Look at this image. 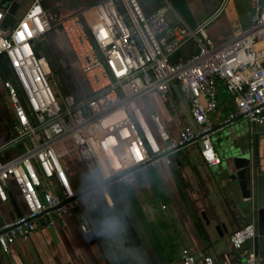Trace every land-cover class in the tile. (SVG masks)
Here are the masks:
<instances>
[{"label":"built area","instance_id":"1","mask_svg":"<svg viewBox=\"0 0 264 264\" xmlns=\"http://www.w3.org/2000/svg\"><path fill=\"white\" fill-rule=\"evenodd\" d=\"M249 7L248 25L219 41L208 35L206 26L221 8L191 27L179 16L176 24L169 23L167 0L150 13L138 0H99L90 13L80 16L81 8L59 17L42 0H32L6 29L7 9L0 8V56L11 73L1 84L13 118L10 138L0 146V202L13 198L20 209L13 220L0 223V250L9 253L37 229L66 226L77 209L113 207L114 184H130L137 173L161 162L170 165L172 154L190 144L201 141V159L208 166L220 165L210 136L238 115L251 133L264 124V0H249ZM54 27L62 29L89 86L87 95H68L62 106L51 87V63L36 48V41ZM191 44L195 52L171 62L177 50ZM172 83L185 96L197 129L183 123L179 113L173 115L176 132H171L154 113L149 94L156 92L168 102ZM219 86L230 94L235 109L214 127L211 115L218 107ZM9 148H15L13 155H3ZM248 153L251 210L249 220L229 236L234 254L215 260L184 249L170 264H257L244 248L257 233L255 164L252 150ZM79 162L91 181L84 190L70 180ZM77 226L83 234L91 231L84 217Z\"/></svg>","mask_w":264,"mask_h":264},{"label":"crops","instance_id":"2","mask_svg":"<svg viewBox=\"0 0 264 264\" xmlns=\"http://www.w3.org/2000/svg\"><path fill=\"white\" fill-rule=\"evenodd\" d=\"M167 2L171 6L167 19L172 25L178 22L179 16L186 24L194 27L209 19L221 8L219 15L206 26L208 35L215 41L237 33L249 23L250 12L246 13L247 0ZM228 3L230 6L226 7ZM160 4L161 0H143L141 5L145 13H150ZM77 10L65 14H73ZM192 47V44L185 46L189 50ZM2 80L4 79L0 75V88L4 94ZM219 89L222 87L219 86ZM219 98L218 108L211 115L214 127L222 124L226 114L235 109V104L229 107L226 98ZM5 106L6 101L0 108V146L5 144L11 135V127L3 121L6 116L3 111ZM8 112L9 118L13 120L9 110ZM243 119L244 122L240 125L236 126L231 122L227 128L223 126L214 132L220 134L226 130L230 142L215 144L211 134L214 149L221 158L225 149L230 146L247 152L252 150L255 167L264 172V124L255 125L254 132L251 133L247 121ZM197 147L199 151L198 143ZM14 149L9 148L3 155H13ZM184 150L183 155H186V148L181 153ZM178 158L181 163L177 168L183 177V171L191 167V176H200L199 180L198 176L194 179L196 188L191 198L186 192L187 187L179 188L175 169L161 162L144 173H137L134 182L130 184H114L111 187L113 207L102 205L95 211L76 210L80 211L81 218L87 219L93 233V243H89L85 234L80 232L77 226L79 220L74 216L67 219L66 226L58 224L54 228L35 230L28 238L18 240L9 253L0 250V264H170L181 258L184 249L195 255H210L215 260L224 254L233 255L235 250L230 244L229 236L249 220L250 213L245 218L241 217L234 202L224 197L223 189L210 172V168H214L217 174L221 164L208 166L200 155L195 162L183 158L182 154ZM201 179L204 180V186ZM149 190H152V195L169 198V204L163 209L165 213H156L152 206L143 204L144 193ZM181 192L185 193L186 200ZM19 211V206L15 207L11 199L0 202V223L13 220ZM218 225L224 226L222 235L218 234ZM244 248L247 254L251 253L250 243H246Z\"/></svg>","mask_w":264,"mask_h":264},{"label":"rangeland","instance_id":"3","mask_svg":"<svg viewBox=\"0 0 264 264\" xmlns=\"http://www.w3.org/2000/svg\"><path fill=\"white\" fill-rule=\"evenodd\" d=\"M18 3V8L15 13V17L19 18L23 11L27 8V6L31 3L32 0H15ZM99 0H42V4L46 8V10L52 14L55 17H59L65 13H68L73 10H79L83 8L84 10L79 13L80 16L85 13H90L91 7L97 3ZM140 4L143 5V0L141 3V0H138ZM141 5V6H142ZM230 3L227 4L226 7H229ZM51 46H54V48L60 47L62 51L65 53V56L67 57V62L62 63L64 67V72L68 76V79L70 80V85L72 92L69 91L67 86L65 85V82L63 80V77L60 75V72H54L53 76V82H51V87L55 90V92L58 93V101L63 105L64 98L68 96L69 94L73 96H82L84 94L89 93V86L88 83L81 73L78 63L74 57V54L69 46V43L60 27H54L51 31H49L46 35L41 37L39 40L36 41V48L41 49L44 53H47L48 49H50ZM2 89L0 88V108L3 107L5 101H6V96L3 94ZM218 95L222 96L223 98H226L229 101V107L234 106V102L231 100L230 94L226 92L224 88L218 90ZM217 98L220 102V98ZM149 99L152 102V105L154 107V113H156L159 116L160 122L171 132H176L175 129V124L172 121L173 120V115L174 114H181L182 122L183 123H188L190 127L193 129H197V126L193 123L191 116L189 114V109L186 103L185 96L179 91L178 87L176 84L172 83V93L168 94V102L162 101L158 94L156 92H152L149 94ZM222 105H220L221 107ZM145 108L144 106H140V109L143 110ZM218 108V107H217ZM144 111V110H143ZM227 110H225V114ZM146 117L149 116V113L143 112ZM5 117V118H4ZM3 121L7 122V117L4 116ZM227 117V114H226ZM225 117V118H226ZM242 122H244V119L241 117L239 119H236L233 121L231 124L240 125ZM215 123V122H214ZM7 124V123H6ZM231 124L225 125L223 128H227ZM216 125V124H215ZM215 134V133H214ZM212 134V140L215 142V144H221L222 142H230V139L228 138L229 133H226V130L223 131L222 133L218 134ZM186 150L188 153L186 155H183L185 153V150L181 153L183 158L186 157L189 160L196 161V158L199 157V151L197 147V143L190 144L186 147ZM226 156L223 154L222 155V163L219 166L220 169L216 174V170L214 168H210V172L213 173L214 177L218 181L219 187L223 189V195L224 197L228 196L227 192L229 190L230 186V181L225 176V169L223 167V162L225 160ZM181 159V158H180ZM173 160V159H172ZM192 167L187 168L186 170L183 171L185 177L184 179L188 182L187 185V194L189 198L192 197V194L194 192V189L196 188V182L194 179H196V176H198V180L200 179V176L197 174L192 175ZM138 175V174H137ZM140 175V174H139ZM224 179H221L223 178ZM71 183L74 188H78L80 190H84L88 186H90L91 181L89 179V176L85 172L84 169H82L80 166L77 167V171L74 172L70 176ZM202 180V179H201ZM200 180V182H201ZM192 183H191V182ZM223 181L227 183L223 184ZM199 182V183H200ZM204 180H202V185L204 186ZM201 185V186H202ZM200 186V184H199ZM152 190H149L145 192V197L143 200V204L146 205L147 207H153L154 211L156 213L163 212L165 213L164 207L169 204V198H163V197H157L155 195L151 194ZM247 214L243 215L245 218ZM75 218L80 220L81 218V213L80 211H77L75 213Z\"/></svg>","mask_w":264,"mask_h":264},{"label":"water","instance_id":"4","mask_svg":"<svg viewBox=\"0 0 264 264\" xmlns=\"http://www.w3.org/2000/svg\"><path fill=\"white\" fill-rule=\"evenodd\" d=\"M0 8L7 9L2 22V29H6L7 26H12V24L16 21L15 13L18 8V3L15 0H0ZM78 12L79 10H77L75 13ZM249 12V0H247L246 13L249 14ZM262 65L264 66V63ZM84 95H87V93ZM144 101L148 110L152 112L153 107L150 104L148 97H145ZM241 117L242 115H238L234 118V120L225 123L223 126ZM197 143L199 147H201V141H198ZM224 155L226 156L223 162L225 176L228 181H230L229 190L227 192L228 196L226 197L234 202L237 212L241 217H243L244 214L246 215L250 213L251 210V204L249 200H247L250 197L251 192L252 167L250 164V154L247 151H242L230 146L229 148L225 149ZM78 164L80 167H82L80 162ZM68 168L70 169L69 165ZM223 184H226V182L223 181ZM254 185L256 196L257 233L250 244L251 251L256 258L257 264H264V172L257 167H255L254 170ZM92 188L83 191V193ZM11 200L16 207V201L13 198H11ZM18 214H20V212H18ZM203 216L205 217V214H203ZM222 228H224L223 225H218L216 227L219 235L223 234ZM85 237L89 243L94 242L93 233L91 231L86 233Z\"/></svg>","mask_w":264,"mask_h":264},{"label":"trees","instance_id":"5","mask_svg":"<svg viewBox=\"0 0 264 264\" xmlns=\"http://www.w3.org/2000/svg\"><path fill=\"white\" fill-rule=\"evenodd\" d=\"M193 52H195V49H193V47L189 50L188 48H180L179 50H177L172 56H171V62H177V61H182L185 60L190 54H192ZM47 58L49 59L53 72H60V75L63 77V80L65 82V85L67 86V88L69 89V91L72 92L71 89V85H70V80L68 79V76L66 75V73L64 72V67L62 66V64L60 62H58V60L55 57V54L53 53V51L51 49H48L47 53H45ZM0 75L2 79H11V73L9 70V66L6 63L5 59L0 56ZM71 95V94H69ZM187 103V101H186ZM188 106V104H187ZM3 111L6 112L5 109H3ZM6 118L7 119V126L10 128L11 124H12V119L11 117L9 118V112H6ZM185 149V148H183ZM183 149H180L176 152H174L172 154V161H171V166L173 169H175L176 172V177H177V181H178V186L180 189H185L188 185V182L184 179V177L179 173L177 165H180V160H179V155L181 154V151ZM181 195L183 197V199H185V193L181 192ZM186 200V199H185Z\"/></svg>","mask_w":264,"mask_h":264},{"label":"flooded vegetation","instance_id":"6","mask_svg":"<svg viewBox=\"0 0 264 264\" xmlns=\"http://www.w3.org/2000/svg\"><path fill=\"white\" fill-rule=\"evenodd\" d=\"M50 49L55 54V57L58 60V62H60L61 64L67 62L68 59H67V57L65 56V53L62 51V49L60 47L54 48V46H51ZM4 109L6 110V112H8V110H9L8 105L5 106Z\"/></svg>","mask_w":264,"mask_h":264},{"label":"snow or ice","instance_id":"7","mask_svg":"<svg viewBox=\"0 0 264 264\" xmlns=\"http://www.w3.org/2000/svg\"><path fill=\"white\" fill-rule=\"evenodd\" d=\"M37 23H39V22L37 21ZM24 27H25V29H27V25H24ZM20 35H21L22 38H24L23 33H20ZM30 35H31V32L29 31V36ZM209 156H210V154H209Z\"/></svg>","mask_w":264,"mask_h":264}]
</instances>
